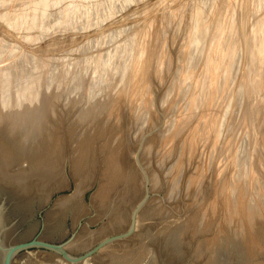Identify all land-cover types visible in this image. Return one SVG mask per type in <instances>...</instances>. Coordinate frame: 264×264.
<instances>
[{
    "label": "rangeland",
    "instance_id": "rangeland-1",
    "mask_svg": "<svg viewBox=\"0 0 264 264\" xmlns=\"http://www.w3.org/2000/svg\"><path fill=\"white\" fill-rule=\"evenodd\" d=\"M17 98L26 111L14 108ZM6 102L22 122L21 113L24 121L30 120L36 103L38 111L44 104L42 112L54 105L49 113L56 109L53 121L69 143L61 172L65 189L53 193L45 204L32 199L22 206L0 190V205L5 202L16 241L88 240L84 251L66 249L78 257L110 240L81 262L85 264H101L99 253L113 243L134 242L144 247V264H208L210 246L218 249L217 258H212L217 264H264V0H0L3 112ZM88 121L94 124L88 126ZM69 125L75 128L72 141ZM79 135L91 138L85 149L93 163L77 176L71 162L79 155ZM115 150L125 151L139 183L131 188L122 176L109 186L110 198L116 197L112 199L124 203L136 198L127 223L114 226L102 211L106 199L95 197L104 186L107 157ZM129 190H136L137 197ZM70 196L77 197L73 200L79 207L60 218H48L57 199ZM205 202L209 210H216L209 214L201 206ZM228 203L230 212L225 210ZM248 205L255 206V212ZM235 207L245 215L248 210L250 217L261 214V219L254 217V222L259 219L254 223L259 226L254 230L258 247L248 243L249 238L235 239L237 227L247 231L248 224L245 216L233 213ZM202 208L207 212L203 211L204 218L217 213L198 223ZM135 213L136 228L134 221L128 234ZM227 213L233 216L231 221ZM241 243L255 246L253 253L242 258ZM198 247L201 254L196 253ZM23 258L28 264H65L43 249L20 254L14 264Z\"/></svg>",
    "mask_w": 264,
    "mask_h": 264
},
{
    "label": "bare ground",
    "instance_id": "bare-ground-1",
    "mask_svg": "<svg viewBox=\"0 0 264 264\" xmlns=\"http://www.w3.org/2000/svg\"><path fill=\"white\" fill-rule=\"evenodd\" d=\"M83 27V26H82ZM79 35V34H78ZM28 42V41H27ZM192 51V50H191ZM193 52V51H192ZM24 60V59H23ZM25 61V60H24ZM30 62V61H29ZM21 64V63H20ZM16 66V65H15ZM119 81V80H118ZM132 86V85H131ZM118 87V86H117ZM117 89V88H116ZM38 91V90H37ZM121 92V91H120ZM34 94V93H33ZM38 94H36V97L37 98H39V97H41L42 96V94H40L39 93V95H41V96H37ZM116 95V94H115ZM123 95V94H122ZM34 96V95H33ZM43 97V96H42ZM111 97V96H110ZM19 98V97H18ZM17 98V99H18ZM20 99V98H19ZM19 99L16 101L15 100V103H14V101H11V103L13 102L14 104H16V105H14V108H17L16 106H18V108L21 110V108L20 107H23V109L25 110V105L23 106V105H21V106H19V102L21 103V104H23L22 103V101H19ZM36 100H38V99H36ZM41 100V99H40ZM45 100V99H44ZM117 100V99H116ZM31 101V100H30ZM5 102V101H4ZM44 102V101H43ZM82 102V101H81ZM98 102V101H97ZM113 102V101H112ZM8 103H10V102H8ZM7 102H6V104H7V106L9 105ZM10 103V107H13L12 106V104ZM40 103H42L41 101H40ZM40 103H36V105L37 106H40L39 104ZM46 103V102H45ZM0 104H2V103H0ZM35 104V103H34ZM33 103H32V105H34ZM76 104V103H75ZM2 105H4L5 106V103L4 104H2ZM29 105H31V103L30 104H28V106ZM36 105H34V106H36ZM42 105V107L44 106V104H41ZM47 105V104H46ZM6 106V107H7ZM26 106H27V104H26ZM27 106V107H28ZM34 106H30L29 108H32L33 110H35L34 112L36 113V115L35 114H33L34 112H33V110L32 109H30L31 111H32V113H31V111L30 110H28L29 108H26L27 109V114L29 115L30 113L32 114V115H34V116H32L31 114L29 115V116H31L29 119L30 120H25V121H27V122H25L24 121V118H25V115L22 117V113L20 112V110L19 109H15L16 111H15V113H17V114H19V113H21V115H20V118H22L23 119V122L22 121H19V119L17 118V116H19V115H17L16 116V114H14V112H12L11 111V109L13 110L14 108H10L9 106L7 107V112H6V110H5V112L7 113H5V112H3V111H1V112H3V113H5V114H2L1 112H0V190L1 191H5V192H8L14 199H15V201L17 202V203H21V205L23 206H25V204L27 205V204H29V202L31 203V200L32 199H37L38 201H39V203H41V204H45L47 201H48V199L50 198V196L53 194V193H55L56 191H61V190H64L65 188V180H64V177H62L61 176V172H62V170H63V164H64V161H65V153H67V155H68V150H66V145L67 144H69L68 143V139H66V138H63V136H61V134L59 133V126H58V122L56 121V120H54L53 121V118L55 119V117H54V115L56 116V114L57 113H55L56 111V109L55 110H53V112H51V113H49L50 111L49 110H51V109H53L54 108V105H53V108H49V110L47 111L46 110V108H45V110L48 112V116L47 115H45L47 112H45V111H43V112H45V113H43L42 112V107H41V110L40 111H38L39 110V108H37V109H34ZM36 106V107H37ZM49 106H52L51 104H49ZM5 107V108H6ZM35 107V108H36ZM45 107V106H44ZM73 107V106H72ZM100 107V106H99ZM113 107V106H112ZM2 108H3V106H2ZM5 108H3V110L5 109ZM97 108V107H96ZM104 108V107H103ZM102 108V109H103ZM1 109V108H0ZM10 110V112H12V114H14V115H12L11 113H9L8 111ZM48 109V108H47ZM71 109V108H70ZM98 109H100V108H98ZM18 110H19V112H18ZM23 110V111H24ZM94 110H96V109H94ZM93 110V111H94ZM101 110V109H100ZM100 110H99V112H100ZM114 110V109H113ZM14 111V110H13ZM26 111V110H25ZM28 111L30 112V113H28ZM70 111V110H69ZM90 111L92 112V110L90 109ZM89 111V113L91 114V112ZM82 112V111H81ZM81 112H79V113H81ZM9 113V114H8ZM69 113V112H68ZM84 113H86V111H84ZM83 113V114H84ZM95 113H97V112H93L91 115H95ZM111 113V112H110ZM25 114H26V112H25ZM70 114V113H69ZM87 114V113H86ZM99 114V113H98ZM112 114V113H111ZM190 114V113H189ZM52 115H53V117H52ZM79 115V114H78ZM81 116H82V113L80 114ZM16 116V117H15ZM27 116V115H26ZM28 116V117H29ZM85 116V115H84ZM84 116H82L81 118H83V121H85V117ZM87 117H89L90 115H86ZM97 116V115H96ZM111 116V115H110ZM28 117H27V119H28ZM78 118H76V119H78V120H80L81 118H79V116H77ZM95 116H93V117H91V118H94ZM90 118V119H91ZM95 118H97V117H95ZM110 118V117H109ZM21 119V120H22ZM75 119V120H76ZM89 119V118H88ZM89 119V120H90ZM118 119V118H117ZM78 120H76V121H78ZM30 121V122H29ZM76 121H74V122H76ZM82 121V120H81ZM80 121V122H81ZM91 121H94V119H92ZM29 122V123H28ZM85 122H87V120L85 121ZM78 123H79V121H78ZM82 123V122H81ZM88 123L89 124H87L88 126H90V125H93L94 124V122H89L88 121ZM84 124V123H83ZM86 125V124H85ZM79 126V125H78ZM78 126H76V127H78ZM81 126V125H80ZM112 126V125H111ZM181 126V125H180ZM109 127V126H108ZM64 128V127H63ZM72 125H69V127H68V129H66V130H68V132L67 133H69V135H70V140H71V138H72V140L74 139V136L75 135H73L72 136V133H74L73 131H72ZM82 127H80V129H81ZM74 130H75V128H73ZM79 129V128H78ZM92 129V128H91ZM121 129V128H120ZM120 129H119V134H120ZM124 129V128H123ZM83 130H84V128H83ZM113 130V129H112ZM176 130V129H175ZM179 130V129H178ZM76 131H77V129H76ZM81 132H82V130H80ZM180 131V130H179ZM78 132V131H77ZM81 132H80V134H81ZM85 132V131H84ZM84 132L82 133L83 135H84ZM176 132V131H175ZM174 132V133H175ZM118 133V132H117ZM178 133V132H177ZM79 134V133H78ZM81 134V135H82ZM176 134V133H175ZM189 134V133H188ZM81 135H79L80 137V139H82V141L79 143L80 144V146L78 145V147H80L79 148V151H78V148L76 149L77 150V152H79V155H78V157H74L75 159L74 160H72L73 162H71V164H72V171L73 172H75L74 174H77L79 171H81L82 169H84L88 164H89V162L91 163L92 161H91V158L89 159V154H91V153H89L88 151H89V149H85V148H89L88 147V145L90 146V139H88L89 138V136H86V135H88V134H86L85 135V137H81ZM164 136V135H163ZM77 137V136H76ZM166 137V136H165ZM68 138V137H67ZM78 138V137H77ZM164 138V137H163ZM121 139V138H120ZM173 139V138H172ZM71 140V141H72ZM76 140V139H75ZM161 140H163V139H161ZM204 141V140H203ZM77 142H79L78 140H77ZM86 142H88V143H86ZM93 142V141H92ZM116 142V141H115ZM176 142V141H175ZM191 143V142H190ZM204 143H206V142H204ZM203 143V144H204ZM76 144V143H75ZM108 144V143H107ZM68 146V145H67ZM77 146V145H76ZM162 146V145H161ZM68 148V147H67ZM117 148V147H116ZM161 148V147H160ZM163 148V147H162ZM166 148V147H165ZM73 149V148H72ZM149 149V148H148ZM168 149V148H167ZM118 150H119V148H118ZM118 150H117V152H118ZM123 150V149H122ZM67 151V152H66ZM127 151V150H126ZM72 152V151H71ZM75 152V151H74ZM110 152V151H109ZM116 152V150L115 151H112V152H110L109 153V155H108V153H107V155H108V157H107V165L105 166L107 169H105L104 170V186H101V189H100V192H98V194H96V197H95V199H99V200H101V202H102V200H104V199H106V202H105V204H104V206H103V208H102V211L105 213V212H107V215H108V217H110L111 218V220H112V223H113V225L115 226V225H117V224H120L121 222H123V223H127V217L129 216L128 214V209L131 207L132 208V206H133V203H135V197H132L130 200H129V194H128V200L126 199L125 201H124V203H122L123 201L120 199L119 201L118 200H115L116 199V197H115V195H114V197H115V199H112V198H114V197H112L111 196V198H110V195L111 194H113L112 193V191L110 190V188L111 187H109L110 185H115L118 181H119V179L123 176L124 177V179H125V181H126V184L127 185H129V187H131L132 185H134V182L136 181H138V180H136V179H138V177L136 178L135 176V174L132 172V170H131V168L128 166L130 163H128L129 161H127V160H130L129 159V157H128V159H126V157H125V155L124 154H122V152L123 151H121V153L119 152V153H117ZM125 152V151H124ZM123 152V153H124ZM168 152V151H167ZM76 154V153H75ZM126 154V153H125ZM127 154H130V153H127ZM106 155V156H107ZM69 156V155H68ZM74 156V155H73ZM72 156V157H73ZM92 156V155H91ZM90 156V157H91ZM94 156H96V155H94ZM167 156V155H166ZM234 158V157H233ZM73 159V158H72ZM180 159V158H179ZM221 159V158H220ZM178 160V159H177ZM99 162V161H98ZM104 162H106V161H104ZM180 162V161H179ZM93 163V162H92ZM128 163V164H127ZM234 163H236V162H234ZM162 164V163H161ZM220 164V163H219ZM222 164V163H221ZM26 165V166H25ZM25 166V167H24ZM226 166V165H225ZM92 167V166H91ZM87 168V167H86ZM93 168V167H92ZM98 168V167H97ZM225 170V169H224ZM89 171V170H88ZM136 172V171H135ZM212 172V171H211ZM221 172V171H220ZM80 173V172H79ZM79 173H78V175L77 176H79ZM223 173V172H222ZM168 175H169V173H168ZM216 176V175H215ZM91 177V176H90ZM86 178V177H85ZM136 178V179H135ZM231 178V177H230ZM87 179V178H86ZM123 179V178H122ZM140 180H141V177L139 178ZM218 179V178H217ZM216 179V180H217ZM124 181V182H125ZM151 181H154V182H156L155 181V179L154 180H151ZM218 181H219V179H218ZM231 181H234V180H231ZM86 182V181H85ZM141 183L143 182V181H140ZM123 183V182H122ZM138 183H139V181H138ZM139 184V186L140 185H142V184ZM189 183V182H188ZM80 184H81V182H80ZM82 184H85L86 185V183H82ZM226 184H227V182H226ZM229 184H231V183H229ZM126 185V186H127ZM155 185V184H154ZM221 186H222V184H220ZM125 186V187H126ZM175 186V185H174ZM226 186V185H225ZM234 186V185H233ZM83 187H84V185H83ZM141 187V186H140ZM179 187V186H178ZM235 187V186H234ZM86 188V187H85ZM132 188V187H131ZM130 188V189H131ZM174 188V187H173ZM176 188V187H175ZM174 188V189H175ZM216 188V187H215ZM231 188V187H230ZM112 189V188H111ZM118 189V188H117ZM127 189H129L128 187H127ZM138 189V188H137ZM203 190V189H202ZM223 190V189H222ZM225 190V189H224ZM228 190V189H227ZM241 190V189H240ZM251 190V189H250ZM131 193H132V195H130V196H136V190H129ZM201 191V190H200ZM213 191V190H212ZM226 191V190H225ZM230 191H232V190H230ZM239 191V190H238ZM138 192H139V190H138ZM205 192V191H204ZM228 192V191H227ZM172 193H174V191L172 192ZM252 193V192H251ZM75 194V193H74ZM118 194V193H117ZM127 194V193H126ZM140 194V193H139ZM138 194V196H140ZM212 194V193H211ZM214 194V193H213ZM220 194V193H219ZM223 194H224V192H223ZM229 194H231V193H229ZM238 194V193H237ZM237 194H235V195H237ZM239 194H241V193H239ZM95 195V194H94ZM226 195V194H225ZM123 196V195H122ZM126 196V195H125ZM215 196V195H214ZM222 196V195H221ZM239 196V195H238ZM247 196V195H246ZM73 197H75L76 199H77V197L76 196H73ZM73 197L72 196H70V197H63V198H60V199H57V201H56V203H55V205H54V207H53V209L51 210V214L49 215V217L48 218H50V219H53V218H60V217H62L63 215H65V213L68 211V210H74V207H76V205H78L77 204V202L76 201H78V200H73ZM117 197H120V196H117ZM127 197V196H126ZM137 197V196H136ZM232 197V196H231ZM235 197V196H234ZM217 198V197H216ZM219 198V197H218ZM117 199H119V198H117ZM211 199V198H210ZM209 199V200H210ZM212 199H213V197H212ZM215 199V198H214ZM222 199V198H221ZM229 199V198H228ZM232 199V198H231ZM233 200V199H232ZM237 200V199H236ZM239 200V199H238ZM122 201V202H121ZM200 201V200H199ZM208 201V200H207ZM212 201V200H211ZM226 201V200H225ZM218 202V201H217ZM126 203V204H125ZM154 203H155V201H154ZM206 203L207 202H205V205H201V206H206L207 207V205H208V203H207V205H206ZM210 203V202H209ZM212 203V202H211ZM210 203V204H211ZM213 203L215 204V202H214V200H213ZM227 203V202H226ZM234 202H232V204H233ZM248 204H250L249 202H247ZM262 203V202H261ZM199 204H200V202H199ZM204 204V203H203ZM209 204V205H210ZM229 204V203H228ZM231 204V203H230ZM230 204L229 205H227V207H228V209H226L225 207V210H227L226 212H230ZM231 204V205H232ZM240 204V203H239ZM242 204V203H241ZM152 204L150 203L149 204V206H148V208L146 209V210H148L149 209V207L151 206ZM196 205V204H195ZM221 205V204H220ZM235 205H238L237 203L235 204ZM256 205V204H255ZM263 205V204H262ZM198 206V205H197ZM218 206V205H217ZM233 206H234V204H233ZM241 206V205H240ZM245 205L243 204V207H244ZM249 206H251V205H248V206H246V207H249ZM78 207H79V205H78ZM199 207V206H198ZM203 207V208H204ZM210 207H211V205H210ZM214 207V206H213ZM215 207H216V204H215ZM210 208V210H212V209H214V210H216V208ZM239 207V206H238ZM251 207H252V209H251ZM251 207H249V209L248 208H246V210L248 209L249 211L250 210H252V211H254L255 212V209H253L255 206H251ZM258 207V206H257ZM264 207V206H263ZM195 208V207H194ZM202 208V213H203V211H205L206 212V210H209V208L207 207V209L206 210H204ZM223 208V209H224ZM232 208V207H231ZM240 208V207H239ZM239 208H237L238 209V211H237V209H236V207H235V212H233L232 210V212L233 213H240L241 214V216L243 215V216H245L244 218L246 219V221H245V223L247 224V222H248V224H247V231L245 230V231H243L241 228L242 227H237V230H238V232H235V239L237 240V238H238V240H242V241H244V242H246L247 241V239L249 238V240L247 241L248 243H250L251 245H255L256 247H258V245L255 243V241H257L258 239H256V238H258V232H256L255 233V231L254 230H256V228L257 227H259V226H257L256 227V224H254L255 222H258V220L259 219H256L257 221H255L254 222V217H257V218H260V217H258V214L259 215H261L260 213H257V214H255V216L254 217H250V215H248V214H251V212H249L248 210H247V212H248V214H247V212H246V210H243V211H245L246 212V215L239 209ZM262 208V207H261ZM201 209V208H200ZM243 209H245V208H243ZM146 210H144V212H145V214H146ZM151 210V207H150V209L147 211V212H149ZM210 210H209V214H210ZM213 210V211H214ZM218 210V209H217ZM258 210V209H257ZM212 212V211H211ZM231 212V213H232ZM243 214H242V213ZM259 212H260V210H259ZM263 212V211H262ZM207 213V212H206ZM217 213V212H216ZM216 213H215V215H216ZM132 214H133V212H132ZM200 215H201V213H199ZM204 214V213H203ZM201 215V218L200 219H197V221H198V223H199V221L200 222H202L203 223V220L206 218H204L203 216H206L205 214L204 215ZM212 214L213 215H208V217L210 218V216H211V218H212V216H214L215 217V215H214V213L212 212ZM253 214V213H252ZM263 215H264V213H262ZM101 215H103V214H101ZM227 215H229L228 213H227ZM262 215V216H263ZM132 216V215H131ZM230 217H229V220L231 221L232 219L231 218H233V216L232 215H229ZM235 216V215H234ZM237 216H239L238 214H237ZM139 217H140V215H139ZM194 217H196V215H194ZM193 217V218H194ZM207 217V218H208ZM225 217H226V215H225ZM264 217V216H263ZM206 218V219H207ZM210 218V219H211ZM241 218V217H240ZM243 218V219H244ZM262 218V217H261ZM260 218V219H261ZM136 219H137V213H135V216H134V221H135V228H136ZM214 219V218H213ZM212 219V220H213ZM225 219V218H224ZM236 219H237V217H236ZM239 219V218H238ZM243 219H241V220H243ZM235 220V218L233 219V221ZM240 220V221H241ZM264 220V219H263ZM52 221V220H51ZM225 221V220H224ZM228 221V220H227ZM232 221V222H233ZM239 221V220H238ZM238 221L237 222H235L236 224L238 223ZM244 221V220H243ZM261 221V220H260ZM53 222H56V220L55 221H53ZM195 222V221H194ZM205 222H206V220H205ZM208 222V221H207ZM52 223V222H51ZM128 223H129V221H128ZM209 223H211L212 224V222H210V220H209ZM227 223V222H226ZM235 223H233V225L235 224ZM250 223V224H249ZM261 223H263V222H261ZM261 223H259L260 225H261ZM130 224H131V217H130V223H129V227H130ZM232 224V223H231ZM239 224V223H238ZM241 224V223H240ZM239 224V225H240ZM258 224V223H257ZM138 225V224H137ZM202 225H204V224H202ZM201 225V226H202ZM206 225L207 224H205L204 226V228H207L206 227ZM228 226L230 225V223L229 224H227ZM232 225V226H233ZM242 225H244L245 226V224H244V222H243V224H241V226ZM200 226V225H199ZM226 226V225H225ZM231 226V225H230ZM229 226V228H231ZM235 226V228H236V225H234ZM233 226V227H234ZM250 226V227H249ZM262 226V225H261ZM260 226V227H261ZM264 227V226H263ZM228 228V229H229ZM244 228V227H243ZM249 228V229H248ZM234 229V228H233ZM233 229H231L230 231L232 232V231H234ZM239 229H241L240 231H239ZM258 229V228H257ZM53 230L55 231L56 230V227H53ZM137 230V229H136ZM264 230V229H263ZM236 231V230H235ZM257 231H259V229L257 230ZM260 231H261V228H260ZM137 232V231H136ZM140 232H142V231H140ZM262 233H263V231H261ZM139 233V232H138ZM137 233V235H136V233L134 234L135 236H137V237H139L140 239L141 238H143V237H145V235L144 234H138ZM133 235V236H134ZM85 237V236H84ZM91 237H94V240L95 241H97L99 238H96L95 236H91ZM241 237V238H240ZM78 238V237H77ZM104 238V237H103ZM135 238V240H136V237H134ZM245 239V240H244ZM77 240V239H76ZM75 240V241H76ZM132 240V239H131ZM139 240V239H138ZM141 241V240H140ZM139 242V241H138ZM73 242H71V243H69L67 246H66V249H68V250H72V251H74V253L75 252H77V251H84L85 250V248L89 245L88 244V240H83V239H80V240H78V241H76V242H74L73 244H72ZM72 244V245H71ZM115 243H113V244H111L110 246L111 247H106L105 249H103V250H105L104 252H103V250L101 251V252H103V253H99V254H101V264H142L143 262H144V254L143 253H141V251H143V249H144V247H142V246H140L139 247V244H138V246H137V243L135 244V242H134V245H130V244H128V243H122V244H115ZM140 244H142V242H140ZM232 244V243H231ZM204 245V244H203ZM227 245V244H226ZM251 245H249V244H245V243H241L240 244V246H239V250L241 251V254H242V258L243 257H246L249 253H253V249H254V247L255 246H251ZM238 246V245H237ZM105 247V246H104ZM201 247V246H200ZM209 246H207V248H208ZM202 248H203V246H202ZM206 248V247H205ZM210 248H211V246H210ZM209 248V252H210V262L208 263V264H214V263H216L217 262V250L218 249H210ZM200 248L198 247L197 248V250H196V253L197 254H201L202 253V249L201 250H199ZM204 249V248H203ZM70 250V251H71ZM237 250H238V248H237ZM238 250V251H239ZM219 252V251H218ZM220 253V252H219ZM240 253V252H239ZM103 254V255H102ZM227 254V253H226ZM250 254V255H251ZM208 255V256H209ZM27 257V256H26ZM213 257H216L215 258V260H213L212 258ZM219 257H221L220 255H219ZM218 257V258H219ZM29 258V257H28ZM52 257H50L49 259L50 260H53V259H51ZM229 258V257H228ZM238 258V257H237ZM60 261H62V259L60 258L59 259ZM91 260V259H90ZM208 260V259H207ZM213 260V261H212ZM29 260L28 259H26V258H23L20 262H19V264H28L29 262H28ZM64 261V260H63ZM62 261V262H63ZM89 261V260H88ZM65 262V261H64ZM86 262V261H85ZM85 262L84 263H81V264H85ZM214 262V263H213ZM232 262V261H231ZM65 264H69V263H67V262H65ZM144 264V263H143ZM217 264V263H216Z\"/></svg>",
    "mask_w": 264,
    "mask_h": 264
},
{
    "label": "water",
    "instance_id": "water-1",
    "mask_svg": "<svg viewBox=\"0 0 264 264\" xmlns=\"http://www.w3.org/2000/svg\"><path fill=\"white\" fill-rule=\"evenodd\" d=\"M4 205L5 202L3 201L0 205V264H14L16 257L33 249H43L54 253L69 264H80L86 258L94 254L101 246L110 242V240H106L92 250L86 252L84 255L73 257L66 250V246L70 240L61 244L49 243L39 239L38 237L16 241L10 225L8 210L4 209ZM133 229L134 215L132 216L128 234L131 233Z\"/></svg>",
    "mask_w": 264,
    "mask_h": 264
}]
</instances>
